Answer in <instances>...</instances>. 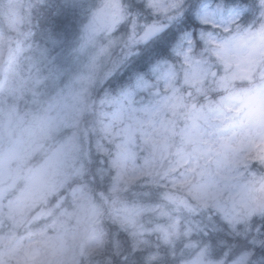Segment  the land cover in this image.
Here are the masks:
<instances>
[{
    "label": "rangeland",
    "instance_id": "obj_1",
    "mask_svg": "<svg viewBox=\"0 0 264 264\" xmlns=\"http://www.w3.org/2000/svg\"><path fill=\"white\" fill-rule=\"evenodd\" d=\"M41 1L0 0V24L7 33L0 32V264H82L85 253L100 245L105 232L92 182L76 186L58 215L46 218L36 211L72 176L80 181L87 159L100 155L106 158L96 160L91 174L106 194L148 184L164 189L161 201L137 200L111 213V241L119 254L126 238L131 255L137 254L133 264H249L246 252L238 250L228 259L229 251H218L223 243H201L197 238L216 236L225 228L245 236L253 229V218H264V183L259 180L264 173V83L260 82L264 81V65L260 66L264 24L259 19L231 25V36L245 39L240 58L231 64L234 77L226 88L213 86L206 94L195 95L200 102L205 96L214 101L223 97L204 106L222 109L212 122L225 129L223 147L215 130L203 125L215 144L213 156L221 152L218 170L212 157L201 158L199 166L193 161L191 167L185 158L199 143L198 136L185 132L192 123L193 107L180 100L150 105L147 89L127 95L128 84H117L116 77L129 62L126 53L138 45L133 35L150 26L163 31L173 15L168 8L172 0H71L72 5L88 9L91 28L97 26L98 31L93 29L82 39L72 35L57 41L58 51L41 66L46 72L33 75L29 58L20 57L18 51L19 42L31 32L33 8ZM138 6L150 20L140 28L129 25L122 35L119 29L127 16H134L128 8ZM213 64V70L223 72L216 58ZM173 67L178 86L184 85L182 61ZM252 80L257 82L248 87L235 84ZM111 84L114 89L108 88ZM151 107L155 111L146 118L145 109ZM200 108L195 106L197 112ZM86 112L91 118L84 135L78 133V124ZM89 134L101 135L105 141L92 143ZM43 148L47 152L33 165L32 158ZM218 183L224 195L212 205L211 190ZM189 186L202 207L193 208Z\"/></svg>",
    "mask_w": 264,
    "mask_h": 264
},
{
    "label": "snow or ice",
    "instance_id": "obj_2",
    "mask_svg": "<svg viewBox=\"0 0 264 264\" xmlns=\"http://www.w3.org/2000/svg\"><path fill=\"white\" fill-rule=\"evenodd\" d=\"M168 8L173 12L168 17V26L163 31L155 28L145 34L146 43L137 45L141 50L126 63L116 80L120 84H128L127 95L147 89L146 100L150 105L152 101L171 104L180 100L188 107V99L196 94H206L213 86L227 87L228 81L235 75L231 64L240 58L245 39L231 35L220 39L218 31L230 33L233 24L252 23L264 18V0H240L239 3L236 0H172ZM213 57L223 65V72L213 70L216 67L211 62ZM177 61H182L184 71V85L181 86H178L180 81L175 77L173 67ZM261 91L264 92V89ZM153 111L155 107L145 109V117H150ZM221 115L220 107L214 110L201 107L199 112L193 107L192 123L185 132L189 136H198L199 143L192 153L185 155L189 167L193 161L199 166L201 158L208 160L212 157L220 169L223 163L221 152L217 150L213 156L215 144L211 133L204 130L203 125L215 130L223 147L225 129L212 122L213 117ZM261 122L264 123V117ZM224 124H228L227 118ZM205 174L206 170H202V175ZM252 226L259 239L252 243L246 240L245 248L250 249L246 252V259L249 264H264V218L259 221L253 218Z\"/></svg>",
    "mask_w": 264,
    "mask_h": 264
},
{
    "label": "trees",
    "instance_id": "obj_3",
    "mask_svg": "<svg viewBox=\"0 0 264 264\" xmlns=\"http://www.w3.org/2000/svg\"><path fill=\"white\" fill-rule=\"evenodd\" d=\"M128 10L132 11L134 16H132V14L128 15L131 18L129 21L127 16L126 24L119 29V32L122 35H126L129 25H133L134 28H140V25H144L150 20L149 17H146V13L140 9V6H138V8H128ZM90 20L91 15L87 8H80L78 6L72 5L69 0H43L41 2H37L31 15V32L25 35L24 39L19 42L21 45L18 55L20 57L27 56L29 58L30 63L28 69L31 74H43L47 69H44L45 67L41 66L46 65L47 61L49 64L59 49V45H56L55 43L72 35L82 39L83 35L88 34V32L92 33L93 28H91L92 25ZM5 31L6 29L0 24V32L3 35H6L7 33ZM82 43L83 41L79 44ZM140 50L141 49L138 48H132V50H129V52L126 53L128 61L130 62V60L134 58ZM113 53L114 55L118 54L116 49L113 51ZM263 64L264 63H261L260 66ZM23 68L27 69V65ZM109 80L110 79H108L107 82ZM111 80L113 81V79ZM117 84L120 87L123 86V84L118 82ZM235 84L243 85V83ZM111 85H108V88L110 87L111 89H114L113 84ZM93 91L96 93L97 89H94ZM2 95V90H0V98ZM25 96L27 97V94ZM89 114L90 113L86 112L80 118L78 124V133L84 135L87 134L88 125L91 118V115ZM87 136L88 135L84 137V141L86 142L87 140H85V138L87 139ZM89 136L92 137V143L95 141H105L101 135L89 134ZM48 144L49 142L45 143L47 147ZM107 145L110 148L112 147L109 143ZM46 152L47 150H45V148L40 150L36 156L32 158L33 160L31 159L32 164H39ZM101 157L106 158L105 155H100L94 159H87L90 160V162H86V173L83 175L80 181L78 177L72 176L67 181L64 188H61L52 196L48 197L46 203L39 205L36 211L40 216L46 218L57 215L62 209L68 206L70 194L76 186L83 185L86 182H92L93 192L98 197L100 207L102 209L101 224L106 233V237L98 248L85 253L82 264H133L138 259L137 254L128 256L130 253L128 250V241L126 238H122V234L120 235V238H122V242L126 246L123 253L118 254L116 249L113 247L111 236L114 227L110 225L108 218L111 213L116 210L117 206L121 204L130 203L137 200L147 202L161 201V192H163L164 189L158 184H148L142 187H130L125 192L121 193L106 194L103 189L98 187V183L91 174L93 164L95 165L96 160ZM91 179H94V181ZM98 194L100 196H98ZM258 239L259 238L256 236L254 228L249 234L245 236L241 235L240 233L238 234L237 232H231L229 229L225 228L224 232H219L216 234V236L208 234L197 238V240L201 243L211 242L215 244L214 241L223 243L224 247L218 251H229L227 256L228 259H231L238 250L244 252L250 251V249L245 248L246 240L247 243H252L253 240Z\"/></svg>",
    "mask_w": 264,
    "mask_h": 264
},
{
    "label": "clouds",
    "instance_id": "obj_4",
    "mask_svg": "<svg viewBox=\"0 0 264 264\" xmlns=\"http://www.w3.org/2000/svg\"><path fill=\"white\" fill-rule=\"evenodd\" d=\"M260 23L264 24V18H260ZM229 35H231V32L230 33H221V34H219V38L225 39ZM211 62L212 63L215 62L214 57L212 58ZM253 82H257V81L254 80ZM253 82H247V81L243 82V86H245V87L250 86V83H253ZM260 82L264 83V81H260ZM222 100H223L222 96L217 97V99L215 101L211 100L208 96H205L204 101L200 102L197 96H193L192 98L188 99L187 103L191 107H195L197 104H199L201 107H204L205 105H211L214 103H219ZM259 180L261 183H264V173L261 174V176L259 177ZM187 195L192 197V199L194 201V204H193L194 209H198V208L203 206V202L200 199H198L195 195H193V192H192V189L190 186L187 189ZM223 195H224L223 185L218 183L217 186L211 190L209 203L212 205H215L223 197Z\"/></svg>",
    "mask_w": 264,
    "mask_h": 264
},
{
    "label": "water",
    "instance_id": "obj_5",
    "mask_svg": "<svg viewBox=\"0 0 264 264\" xmlns=\"http://www.w3.org/2000/svg\"><path fill=\"white\" fill-rule=\"evenodd\" d=\"M153 29H155V27H150V28H148V29L145 31V33L142 34V35L140 36V39H142V43H146V41H145V34H146V33L153 32ZM8 56H9V51H7V52L5 53L3 63H5V62L8 60Z\"/></svg>",
    "mask_w": 264,
    "mask_h": 264
},
{
    "label": "bare ground",
    "instance_id": "obj_6",
    "mask_svg": "<svg viewBox=\"0 0 264 264\" xmlns=\"http://www.w3.org/2000/svg\"><path fill=\"white\" fill-rule=\"evenodd\" d=\"M64 188V187H63Z\"/></svg>",
    "mask_w": 264,
    "mask_h": 264
}]
</instances>
